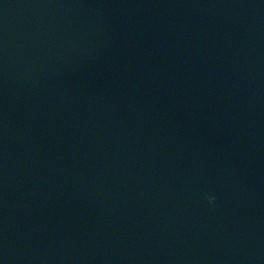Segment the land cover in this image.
Here are the masks:
<instances>
[{"label":"water","instance_id":"obj_1","mask_svg":"<svg viewBox=\"0 0 264 264\" xmlns=\"http://www.w3.org/2000/svg\"><path fill=\"white\" fill-rule=\"evenodd\" d=\"M0 264H264V0H0Z\"/></svg>","mask_w":264,"mask_h":264},{"label":"clouds","instance_id":"obj_2","mask_svg":"<svg viewBox=\"0 0 264 264\" xmlns=\"http://www.w3.org/2000/svg\"><path fill=\"white\" fill-rule=\"evenodd\" d=\"M206 199L208 200L209 203H211L214 200V197L212 195H207Z\"/></svg>","mask_w":264,"mask_h":264}]
</instances>
